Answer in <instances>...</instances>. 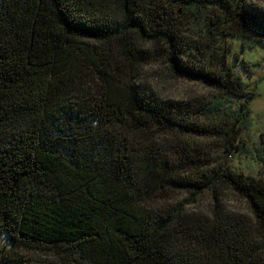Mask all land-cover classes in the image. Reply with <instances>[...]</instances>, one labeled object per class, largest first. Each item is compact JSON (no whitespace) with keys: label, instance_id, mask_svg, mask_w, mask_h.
I'll list each match as a JSON object with an SVG mask.
<instances>
[{"label":"trees","instance_id":"obj_1","mask_svg":"<svg viewBox=\"0 0 264 264\" xmlns=\"http://www.w3.org/2000/svg\"><path fill=\"white\" fill-rule=\"evenodd\" d=\"M236 38L264 0H0V264H264Z\"/></svg>","mask_w":264,"mask_h":264},{"label":"rangeland","instance_id":"obj_2","mask_svg":"<svg viewBox=\"0 0 264 264\" xmlns=\"http://www.w3.org/2000/svg\"><path fill=\"white\" fill-rule=\"evenodd\" d=\"M232 49L238 54L237 57L243 59L249 66L250 71L243 66L241 60L235 61L234 70L240 76L242 87L254 94L248 100L249 126L241 134V140L244 142L243 150L231 153L228 160L235 171L242 170L248 175L258 173L264 175V50L258 46L242 49L239 38L233 40ZM197 203L201 208L205 205L204 201L198 200ZM234 205L240 210L244 209L237 203ZM195 206L196 203L191 207Z\"/></svg>","mask_w":264,"mask_h":264}]
</instances>
